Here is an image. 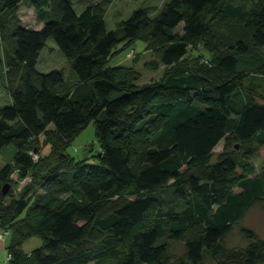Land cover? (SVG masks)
I'll return each mask as SVG.
<instances>
[{"label": "trees", "instance_id": "trees-1", "mask_svg": "<svg viewBox=\"0 0 264 264\" xmlns=\"http://www.w3.org/2000/svg\"><path fill=\"white\" fill-rule=\"evenodd\" d=\"M23 1L0 0V24ZM29 1L43 27L17 20L8 75L0 44L12 100L0 107V152L17 148L0 169L12 264H264V238L253 230L240 227L246 245L225 244L264 201V160L257 175L252 163L264 148V102L244 86L250 72L264 76V0H169L157 16L140 8L112 31V0L80 14V0ZM50 39L71 64L72 84L62 70H37ZM138 40L167 66L157 82L139 85L135 69L108 66ZM192 45L201 58L188 57ZM92 121L101 150L94 163H78L67 148ZM15 175L31 179L19 197ZM34 237L43 245L27 254Z\"/></svg>", "mask_w": 264, "mask_h": 264}, {"label": "rangeland", "instance_id": "rangeland-1", "mask_svg": "<svg viewBox=\"0 0 264 264\" xmlns=\"http://www.w3.org/2000/svg\"><path fill=\"white\" fill-rule=\"evenodd\" d=\"M99 0H80L74 3L73 7L75 11L80 14L87 5L96 3ZM169 0H112V5L109 8L106 15V26L109 31L115 30L121 21L128 20L132 13L140 8H150V16L155 17L159 14L166 3ZM17 20L22 23V25L32 28L41 29L43 23L39 22L37 18V9L34 5L30 3L29 0L23 1L18 12L17 17L12 18L9 13L2 16L0 24V44H1V56L5 62V68L2 74H9L7 68V59L13 54L15 40L12 37V31L17 23ZM183 24H181L177 29V33H181ZM196 45H192L189 48V58H201V51L199 52ZM121 53L113 57L108 66H124L128 68L135 69L139 75L140 80L139 85H145L147 83L157 82L163 76L167 66L160 64L158 60L157 53L151 49L147 48L144 41L138 40L132 46H125V49H121ZM200 50V49H199ZM201 59H198V61ZM159 62L158 67L153 65V62ZM202 61V60H201ZM37 70L43 73H48L53 70H62L65 73V78L67 82L72 84L76 77L71 69V64L65 55L59 49L55 40L50 39L47 42L46 47L41 51L37 62ZM0 79V107L8 106L12 104L11 96L4 88ZM251 85L252 94L260 102H264V76L250 72L248 77L244 82L245 90L249 91L247 86ZM250 92V91H249ZM251 93V92H250ZM41 142V141H40ZM40 150L44 156L50 155L53 148L52 144H47L46 140H42L40 144ZM238 148V147H237ZM224 141H222L215 149V157L219 153L223 152ZM100 146L97 138V131L95 122L92 121L90 124L82 131V133L73 140L71 145L67 148V153L72 156L78 163H94L96 157H98L100 152ZM36 154H34V157ZM38 156V155H37ZM264 160V148L260 149L257 156L252 160L255 166L254 175L259 174L262 171ZM16 188L15 195L19 197L18 191L21 192L23 188L30 182V178H25L19 181L17 175H15ZM18 180V181H17ZM37 193L43 192L41 188L37 189ZM182 207V206H180ZM244 226L250 230H253L260 238H264V201L259 202L252 206L247 212L246 216L242 222L237 225L231 232V234L226 238L225 244L230 247H240L246 245L247 241L242 237L240 233V227ZM43 245V241L40 237H34L30 239L24 246L25 252H31ZM174 250L178 254H182L184 247L182 243H174ZM90 264H115V260L109 259L101 263L93 261ZM208 264H211L209 262Z\"/></svg>", "mask_w": 264, "mask_h": 264}, {"label": "crops", "instance_id": "crops-1", "mask_svg": "<svg viewBox=\"0 0 264 264\" xmlns=\"http://www.w3.org/2000/svg\"><path fill=\"white\" fill-rule=\"evenodd\" d=\"M16 152H17V148L15 145H9L0 152V169L6 164L12 162ZM10 242H11V235L0 228V264H6L8 246Z\"/></svg>", "mask_w": 264, "mask_h": 264}, {"label": "built area", "instance_id": "built-area-1", "mask_svg": "<svg viewBox=\"0 0 264 264\" xmlns=\"http://www.w3.org/2000/svg\"><path fill=\"white\" fill-rule=\"evenodd\" d=\"M34 158L38 159V156L36 155ZM12 258V254L8 253L6 258V264H12Z\"/></svg>", "mask_w": 264, "mask_h": 264}, {"label": "water", "instance_id": "water-1", "mask_svg": "<svg viewBox=\"0 0 264 264\" xmlns=\"http://www.w3.org/2000/svg\"><path fill=\"white\" fill-rule=\"evenodd\" d=\"M9 190H10V185H4L2 192H3V194H7L9 192Z\"/></svg>", "mask_w": 264, "mask_h": 264}]
</instances>
